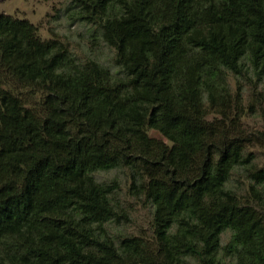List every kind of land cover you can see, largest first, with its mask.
Returning <instances> with one entry per match:
<instances>
[{"label":"trees","instance_id":"1","mask_svg":"<svg viewBox=\"0 0 264 264\" xmlns=\"http://www.w3.org/2000/svg\"><path fill=\"white\" fill-rule=\"evenodd\" d=\"M72 2L124 75L0 14V264H264V211L228 186L245 166L264 198L230 83L264 78V0ZM118 167L154 212L117 243L118 183L94 173Z\"/></svg>","mask_w":264,"mask_h":264},{"label":"rangeland","instance_id":"2","mask_svg":"<svg viewBox=\"0 0 264 264\" xmlns=\"http://www.w3.org/2000/svg\"><path fill=\"white\" fill-rule=\"evenodd\" d=\"M76 11L72 0H0V14L29 20L36 26L42 40L56 39L65 43L78 63L84 64L94 59L109 67L114 74L124 75L115 63V49L102 39L98 25L80 21ZM252 76V73L245 77L230 76V83L233 91L239 81L244 87V104L248 111L241 119V127L246 133L257 136L248 144L245 155L250 157L252 166L261 168L264 167V78L255 86L254 80L249 78ZM151 134L161 137L156 131ZM94 176L101 183L117 181L118 187L111 196L112 202L125 214L118 221L110 220L106 223L107 235L118 243L124 235L150 234L154 207L144 195H133L130 192L129 170L118 167L97 171ZM252 184L255 182L246 167L240 166L232 173L228 186L253 200L264 211V198L257 199L251 193ZM262 187L257 186L260 189ZM230 239L231 232H224L222 244L225 245Z\"/></svg>","mask_w":264,"mask_h":264}]
</instances>
